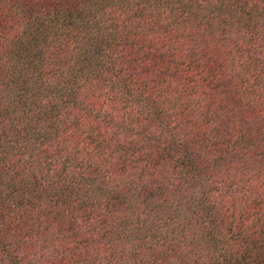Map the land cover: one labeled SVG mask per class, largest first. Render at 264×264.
<instances>
[{"label": "trees", "instance_id": "1", "mask_svg": "<svg viewBox=\"0 0 264 264\" xmlns=\"http://www.w3.org/2000/svg\"><path fill=\"white\" fill-rule=\"evenodd\" d=\"M0 264H264V0H0Z\"/></svg>", "mask_w": 264, "mask_h": 264}]
</instances>
